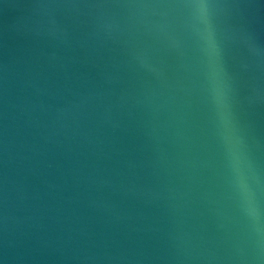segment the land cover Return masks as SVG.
Returning <instances> with one entry per match:
<instances>
[{
    "label": "water",
    "instance_id": "obj_1",
    "mask_svg": "<svg viewBox=\"0 0 264 264\" xmlns=\"http://www.w3.org/2000/svg\"><path fill=\"white\" fill-rule=\"evenodd\" d=\"M208 2L0 0L2 264H264V0Z\"/></svg>",
    "mask_w": 264,
    "mask_h": 264
},
{
    "label": "snow or ice",
    "instance_id": "obj_2",
    "mask_svg": "<svg viewBox=\"0 0 264 264\" xmlns=\"http://www.w3.org/2000/svg\"><path fill=\"white\" fill-rule=\"evenodd\" d=\"M185 6H189V7H197L199 9H205L207 7H209V2L208 0H189V3H187ZM223 93H219L218 94V101L223 104ZM227 119V117H226ZM238 143V141H236ZM248 199H249V203L251 204L252 202V194L248 193ZM0 264H2V261H0Z\"/></svg>",
    "mask_w": 264,
    "mask_h": 264
}]
</instances>
